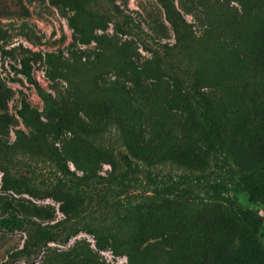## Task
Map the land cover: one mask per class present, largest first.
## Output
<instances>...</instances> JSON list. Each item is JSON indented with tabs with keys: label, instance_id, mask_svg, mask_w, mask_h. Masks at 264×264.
Wrapping results in <instances>:
<instances>
[{
	"label": "rangeland",
	"instance_id": "374dc122",
	"mask_svg": "<svg viewBox=\"0 0 264 264\" xmlns=\"http://www.w3.org/2000/svg\"><path fill=\"white\" fill-rule=\"evenodd\" d=\"M204 108L264 157V0H0V264H219L234 221L146 177L212 167Z\"/></svg>",
	"mask_w": 264,
	"mask_h": 264
},
{
	"label": "trees",
	"instance_id": "16d2710c",
	"mask_svg": "<svg viewBox=\"0 0 264 264\" xmlns=\"http://www.w3.org/2000/svg\"><path fill=\"white\" fill-rule=\"evenodd\" d=\"M24 71L44 100L53 106L49 98L50 94L32 76L31 71L27 68ZM23 102H26L25 99ZM202 118L214 155L212 167L208 170L202 168L199 172H183L176 177L149 172L146 174L147 182L162 187L164 192L169 194L182 197L187 193L191 198L222 210L234 221L237 242L221 257L219 264H264V242L258 234L264 216L252 208L243 207L229 192L230 188L245 191L249 194L250 200L264 204V157L248 170L237 168L225 148L213 113L204 108ZM124 159L127 170L132 172V174L127 172L126 178L135 181L143 180L139 177V173L143 170L142 167L134 164L127 154L124 155ZM185 187H191V190H186ZM69 238L70 234H67L64 240ZM27 261L30 262V260Z\"/></svg>",
	"mask_w": 264,
	"mask_h": 264
}]
</instances>
